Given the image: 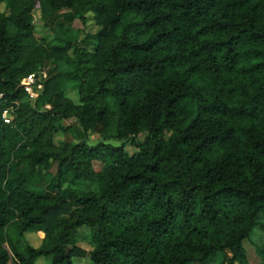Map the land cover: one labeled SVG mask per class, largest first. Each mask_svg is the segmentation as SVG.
<instances>
[{
  "label": "trees",
  "instance_id": "1",
  "mask_svg": "<svg viewBox=\"0 0 264 264\" xmlns=\"http://www.w3.org/2000/svg\"><path fill=\"white\" fill-rule=\"evenodd\" d=\"M3 3L0 264H264V0Z\"/></svg>",
  "mask_w": 264,
  "mask_h": 264
},
{
  "label": "rangeland",
  "instance_id": "2",
  "mask_svg": "<svg viewBox=\"0 0 264 264\" xmlns=\"http://www.w3.org/2000/svg\"><path fill=\"white\" fill-rule=\"evenodd\" d=\"M0 12H3V13L8 12V7L6 3H3L0 5ZM32 17H33V25L35 27L36 37L44 38L47 41L53 40L54 34L50 29L45 28L43 26V22L40 18V13L38 9H35L33 11ZM72 28L75 30L81 28V24L78 21V19L74 20V22L72 23ZM97 30H98L97 27L89 24L88 27L85 29V32H87L88 34H94ZM33 88L37 92L40 91V85L38 84H34ZM67 96L70 97V99L73 100L75 103H78V97H77L76 92H73L71 91V89H69L67 91ZM64 124L67 125L65 122ZM58 138L65 140V141H71L75 143L78 142V139L75 137V135H73V133H69L65 135L60 134ZM88 138H89V143L91 145L95 144L97 141L100 140V137L97 134H91ZM115 145H118V143L115 142ZM126 150L129 154H132L135 152V149L131 146H126ZM98 168L99 166L96 165V169ZM89 235H90V230L86 227H83L78 230L77 236L75 237V242H76L75 246L78 249L85 251L86 253H88L91 250V246L89 244ZM40 238H42L41 234H38V235L26 234L25 235V240L34 247H37L39 245ZM261 242H262L261 233L257 229L253 232L250 239L244 242V248L247 253V259H248L249 264H261V260L258 257L256 253V249H255L256 246L259 245ZM38 261H39L38 264H49L50 258L43 257L39 259ZM73 263L74 264H91L87 255L83 257H74Z\"/></svg>",
  "mask_w": 264,
  "mask_h": 264
},
{
  "label": "built area",
  "instance_id": "3",
  "mask_svg": "<svg viewBox=\"0 0 264 264\" xmlns=\"http://www.w3.org/2000/svg\"><path fill=\"white\" fill-rule=\"evenodd\" d=\"M34 75H29L23 80V88L25 92L29 95L30 99H35L38 96V92L34 90ZM4 95L0 94V125L6 126L10 125L14 119V108L12 105H4Z\"/></svg>",
  "mask_w": 264,
  "mask_h": 264
}]
</instances>
